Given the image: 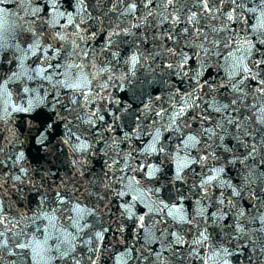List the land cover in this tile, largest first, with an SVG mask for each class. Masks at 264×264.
<instances>
[{
    "label": "water",
    "instance_id": "obj_1",
    "mask_svg": "<svg viewBox=\"0 0 264 264\" xmlns=\"http://www.w3.org/2000/svg\"><path fill=\"white\" fill-rule=\"evenodd\" d=\"M24 16L15 0L0 3V36L10 46L0 52L6 93L0 94V243L8 244L0 255L6 264H220L212 248L218 240L161 160L51 51L47 58L14 57L12 45L31 42L20 33ZM32 30L47 47L35 24ZM42 69L44 76L36 75ZM30 104V111L14 110ZM150 169H158L152 178ZM205 227L209 244L194 245Z\"/></svg>",
    "mask_w": 264,
    "mask_h": 264
},
{
    "label": "snow or ice",
    "instance_id": "obj_2",
    "mask_svg": "<svg viewBox=\"0 0 264 264\" xmlns=\"http://www.w3.org/2000/svg\"><path fill=\"white\" fill-rule=\"evenodd\" d=\"M3 0H0L2 3ZM16 3L20 4V8L24 11L25 16L23 17V23L20 25V33L26 35L30 38L31 42L28 39L24 40L23 43L26 47H21L20 43H15L11 47L15 49L13 52L14 57L17 52H22L24 55L43 56L48 57V52L51 51L53 56L52 58H58L60 53H64V58H70L72 56H79V53L76 51L77 48H80V45L76 40L71 41L73 47L71 51H67L63 47L57 49L55 45L48 44L45 47L40 43L39 36L40 33L33 31V25L36 23L38 17L41 16H49L51 13H57L58 5L60 0H50L49 3L45 4L44 7H40L38 0H24V3L21 4L20 0H15ZM124 0H115L113 5V10L115 9V4L123 3ZM154 0H140V3L143 5L146 10V14L140 17L147 21V17L153 15L152 9L150 5H152ZM173 0H167L168 4H171ZM199 5L205 10L206 13H211L213 11L212 8L209 7L208 0H198ZM214 4L222 3V0H213ZM229 3L234 7L230 12L227 13L226 20L227 22H239L242 18L241 15L237 14V10L242 7V0H229ZM27 5L25 7L24 5ZM75 10V16L72 12H59V16L64 17L67 16L68 24L73 25L75 28H79L82 23L85 22L87 14V8L84 4V0H76L75 5L72 6ZM136 0H129V6L122 12L121 15H126L128 13L134 14L136 11ZM50 9L51 11H47ZM253 13H255V9H251ZM83 12L85 15H81ZM221 15H224L221 10ZM165 20L169 19L168 16L164 17ZM189 22L193 24L198 23L196 13L188 18ZM178 20H173V23H177ZM27 26V27H26ZM54 27L58 26V21ZM133 27H141L140 24H135ZM230 30L228 25L225 24L224 28L217 30L215 27L212 28L213 32L218 31H227ZM184 32H188V29H183ZM254 31H257L261 37H264V12L261 13V17L258 18V23L254 28ZM128 35L129 31L120 29L119 25L116 26V29L113 32L108 34V42L109 44L114 43L113 37ZM77 37L82 39L83 37L79 32L76 33ZM197 38H202V40H207V36L203 33L197 31ZM171 38V37H169ZM54 40L64 41L66 37L62 35L60 32H56L53 37ZM245 43L248 44V41L245 40ZM260 43L264 44V39H260ZM201 49L204 50L205 55L210 56L213 50L219 47V43L217 41H213L211 44V48L205 49L203 43L200 45ZM223 47L229 50L231 54V50L233 47L236 48V51L239 52L240 46L236 43L235 33H233V44L229 45L227 40L223 41ZM10 46L6 41H4L3 37L0 36V52L8 50ZM252 46L249 45V48L244 51L243 57L238 61L234 62L232 66H230L232 70V74L228 76L226 83H221L217 86L215 93L212 94L211 101L205 102V107L203 109V113L199 117H195V119L200 123L201 127L196 130H191L190 133H185L184 137H182L183 146H196L201 144V140L203 141L205 155L203 157L197 156L196 160L193 162L199 161L201 164L204 163L205 160L211 156L214 160L217 161L218 167L210 166L207 173H205V177L202 178L200 187L208 189L210 187L220 188L223 185L224 188L230 189L229 196L233 199L239 197L243 199V192L249 191L253 194L252 198L256 200V204L251 206V209L248 213L239 209L235 204L232 203L231 199H228V196H225L223 191H220L219 198L215 201H212L211 197L208 196L207 191L204 193V199H208L211 201V206L214 207V210L208 214L206 209H201L198 214L204 220L205 224L208 221L217 227L222 234V238L219 244H213V256L217 257L220 260V264H230V259L234 255H243L246 251L248 253L247 260L248 264H264V196L260 195V191L264 190V172L259 171L260 168L264 167V137L260 138V147H257V142H255V138H253L254 142L249 144L247 141L249 138H252V127L250 126L251 122L264 126V104L261 103H249L248 95L251 90H247L246 81L251 79L256 81V89L255 94H259L261 99H264V57L257 59L256 61H246L244 58L249 56ZM84 56H88V52L84 49ZM116 55V53H113ZM38 56V58H39ZM194 59L192 56H188L181 50V63L177 69L178 73L181 75H185L184 72L185 66L188 65L189 60ZM131 62L133 64L138 62L137 57L134 55L131 58ZM251 63V66L249 65ZM50 68H59L60 64L49 65ZM70 68H76L79 71H83L80 64L73 63L68 65ZM47 69H42L36 72V75L44 76V73ZM206 71L205 65L202 63L199 66V70H194L193 79L196 81V87L199 89L202 87L200 83V78L202 73ZM17 73L13 72L12 76L9 77L11 80L13 77H16ZM45 79H51V76H45ZM31 79V77H29ZM214 83V81H212ZM204 84H210V81L205 80ZM66 87H76L78 85L65 84ZM5 84L0 83V94L4 93ZM220 88L224 89L223 93H219ZM29 90L27 88L24 89V92L27 93ZM216 93H219V98H217ZM255 94H253V99H255ZM203 93L201 92L199 95H195L193 93L188 94V99L191 101V107L199 108L200 105L196 102L197 100H202ZM74 103V101H73ZM33 108V105H28L23 108H16L15 111H30ZM5 113H7L8 109H4ZM71 111V110H69ZM212 112L216 113L214 117ZM245 112L251 113V115H245ZM185 114L184 106H181L180 111H178L175 116L172 117V122L175 124L176 120L181 118ZM95 115V113H93ZM216 117H219L218 119ZM2 119V117H0ZM99 119H103V117H99ZM185 126H187V122H183ZM207 125V126H205ZM51 126L49 125V128ZM177 128H173V131H177ZM46 131H40L37 133V142L43 144L46 139ZM200 137V139H198ZM79 139V138H77ZM236 141L234 146H229L231 141ZM80 148L86 149L87 145H80ZM243 149L241 152L240 150ZM155 151V149H152ZM160 151H163V147L160 148ZM240 153V155H236V153ZM17 160L23 159V153L21 152ZM3 161H0L2 164ZM224 164L228 165H237L239 164L241 167L238 170L239 181L237 185H232L223 180V176L225 173ZM255 165V167H254ZM186 167V164L178 165V170L176 172L175 179L181 180V171ZM155 171L158 169H150L147 172V176L152 178ZM15 179H20L19 176L15 177ZM157 191H159L157 189ZM117 195H122V193H117ZM238 203V201H237ZM164 208H168V205H164ZM168 215H172V213H168ZM248 216V221H244L243 218ZM231 218V219H230ZM141 221L144 219L143 216L139 218ZM259 224V228H251L250 224ZM144 225L141 224V227ZM106 231V230H105ZM2 233H0V237H2ZM102 233L97 234V239L102 238ZM210 235L208 234L207 227L204 228L203 231L198 232V239L193 240V244L203 247L209 244ZM235 242L233 246H228ZM176 243H180L181 238L179 236L176 237ZM46 244V240H45ZM17 247L24 248L25 245L17 242ZM40 247H44V245H40ZM8 248V244L6 242L0 243V252H3ZM63 255V253H61ZM159 256V253L157 254ZM0 264H6L5 257L0 255Z\"/></svg>",
    "mask_w": 264,
    "mask_h": 264
}]
</instances>
